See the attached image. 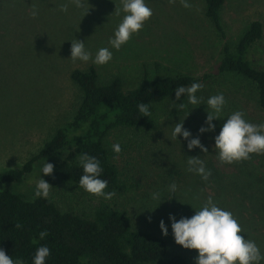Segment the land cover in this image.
Wrapping results in <instances>:
<instances>
[{"label": "rangeland", "instance_id": "1", "mask_svg": "<svg viewBox=\"0 0 264 264\" xmlns=\"http://www.w3.org/2000/svg\"><path fill=\"white\" fill-rule=\"evenodd\" d=\"M88 2L92 7L85 16L84 10L70 3L68 12H61L59 6L68 0H15L4 8L0 5V172L22 167L72 116L79 101L78 86L70 78L74 68L93 64L100 81L119 75L128 88L139 84L145 70L150 76L169 72L195 76L211 73L214 77L201 83L203 88L196 93L202 98L200 105L188 103L186 94L179 100L175 95L157 110L154 128H121L113 135L114 144L122 148L115 162L128 177L138 181V188L105 200L50 176L45 179L52 186L49 197L61 209L79 213L90 212L105 200L126 211L134 228L152 230L168 242L170 253H179L195 264L198 252L175 243L169 215L177 221L181 217L190 218L211 196L220 208L233 213L244 230L241 235L254 240L264 255V217L247 227L238 215L245 206L239 204L240 194L247 191L251 194V190L264 192V181L254 170L255 165L264 166V160L252 154L249 160L221 164L214 147L215 136L234 111H243L244 118L253 124L264 123V110L258 106L251 89L234 81L233 76L217 75L223 45H233L254 19L261 20L264 28V0H225L219 11L222 31L205 15L204 0H188L191 8L182 7L180 0L174 4L168 0H145L153 11L152 17L119 51L111 48L108 40L124 15L115 13V7L121 6L120 0ZM32 5L38 9L35 18L31 16ZM74 39L84 41L93 58L98 49L108 47L113 53L112 60L102 66L92 60L73 62L70 48ZM261 47L255 57L258 68H264V39ZM220 93L226 99L221 118L212 121L214 131L201 134L199 129L208 127L206 110L210 109L206 101ZM174 102L185 103L186 107L180 111L173 107ZM179 122L190 131V139H200L208 153L198 147L189 150L182 135L173 138L174 126ZM66 152L37 161L21 182H7L0 188L34 198L35 181L39 176L44 178L43 164L61 160ZM190 156H200L211 170L207 181L187 171ZM252 177L251 185L244 183ZM173 182L177 185L175 193L169 191ZM153 193H160L161 199L154 200ZM235 200L232 208L230 202ZM247 204L252 211V203L248 200ZM161 220L168 228L167 236L159 227Z\"/></svg>", "mask_w": 264, "mask_h": 264}, {"label": "trees", "instance_id": "2", "mask_svg": "<svg viewBox=\"0 0 264 264\" xmlns=\"http://www.w3.org/2000/svg\"><path fill=\"white\" fill-rule=\"evenodd\" d=\"M10 1L0 0L4 6ZM225 0H204V13L220 31V9ZM263 23L252 20L236 42L225 43L217 65V75L233 76L234 81L246 84L259 107L264 110V68L255 64L256 54L262 49ZM95 65L74 68L70 78L79 89V101L72 116L60 125L47 139L40 151L31 156L20 168L0 172V185L21 182L26 173L33 171L34 164L63 151L65 156L53 161L54 172L44 175L59 177L66 183L79 186L83 175L80 154L96 157L103 169L101 179L108 181L105 192L124 194L139 187L134 177H128L115 162L113 135L121 128L141 127L152 129L157 124V110L175 96L179 86L209 82L213 74L195 76L191 73L169 72L150 76L147 70L138 85L125 87L124 80L117 75L109 81H100ZM223 92H226L222 89ZM228 94V93H227ZM149 104L151 115L143 117L138 102ZM264 160V155H258ZM264 181V166L255 165ZM245 184L253 183L246 178ZM240 194L238 211L240 220L252 227L259 217H264V192ZM237 196V195H236ZM7 188H0V248L7 255L23 258L32 264L34 254L40 246H47L51 254L45 264H190L179 253H170L168 242L149 229L134 228L126 211L102 200L90 212L79 213L63 210L48 196L25 198ZM252 203L248 210L247 201ZM235 201H231L233 208ZM22 227L17 228L15 225ZM47 231L44 239L41 231Z\"/></svg>", "mask_w": 264, "mask_h": 264}, {"label": "clouds", "instance_id": "3", "mask_svg": "<svg viewBox=\"0 0 264 264\" xmlns=\"http://www.w3.org/2000/svg\"><path fill=\"white\" fill-rule=\"evenodd\" d=\"M170 4L176 3V0H168ZM69 3L78 9L84 10V16L88 14L92 7L88 0H68V3H63L59 6L61 12H68ZM180 4L184 8H191L192 5L188 0H180ZM120 7H115L116 15L123 13L120 23L114 30V36L110 37L108 44L111 48L117 51L128 43L133 35L139 34L143 29L144 24L150 20L153 11L145 3V0H120ZM31 16L35 18L38 15L36 5H32ZM70 59L73 62L77 60L88 62L92 60L96 65L102 66L110 62L113 58V53L108 47L98 49L93 58L92 53L85 48L84 41L74 39L71 41ZM203 88L201 83H192L191 86H179L175 90L176 99L179 100L182 94H186L188 103L192 105H200L202 98L197 97L196 93ZM207 118L205 123L208 127H201L199 132L205 133L215 130V125L212 123L214 119L221 118V112L226 99L223 93L213 95L206 101ZM138 110L143 114V117L151 115L149 104L143 101L138 102ZM173 107L182 111L185 103L176 104ZM172 107V108H173ZM245 113L241 110L234 111L228 116L222 124L220 132L215 136V150H217V159L221 164H233L251 159L252 154L264 155V123L253 124L247 121ZM184 121V120H183ZM178 135H182L188 141L187 147L189 150L200 148L203 153H208L200 139L191 138L190 131L184 129L183 122L176 123L172 133L173 138L177 139ZM113 151L119 154L122 151L120 144L112 145ZM80 164L83 168V175L79 178V187L89 194L97 197H103L105 200H111L116 192H105L108 187V181L101 179L103 171L100 161L87 153L80 154ZM187 171L194 172L201 176L204 181H207L212 175L210 169H207L205 163L200 156H190L187 159ZM41 172L44 175H49L54 172V165L45 162ZM52 186L44 179L39 178L35 181L34 196L37 198L47 199ZM177 185L173 182L169 185V191L175 193ZM154 200L161 199L160 193H153ZM150 219V218H149ZM171 221V229L175 243L182 246L184 249L196 250L198 256L195 259V264H260L264 260V255L261 254L259 246L254 240L245 239L241 233V227L238 219L232 212L220 208L213 198L209 196L197 210L195 214L188 217H181L178 221L175 216L169 215ZM17 228L22 225H15ZM159 227L164 236L168 235V228L163 220L160 221ZM47 231L40 232V238L44 239L47 236ZM51 254V250L47 246H40L33 257L32 264H45L46 258ZM0 264H25L23 258H16L6 254L0 248Z\"/></svg>", "mask_w": 264, "mask_h": 264}]
</instances>
